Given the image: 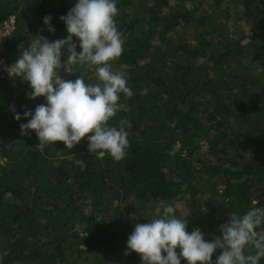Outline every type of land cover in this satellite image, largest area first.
I'll list each match as a JSON object with an SVG mask.
<instances>
[{"label":"trees","instance_id":"16d2710c","mask_svg":"<svg viewBox=\"0 0 264 264\" xmlns=\"http://www.w3.org/2000/svg\"><path fill=\"white\" fill-rule=\"evenodd\" d=\"M76 2L0 0V21L18 19L2 46L10 65L35 36L66 38L60 17ZM117 7L125 43L113 71L127 73L133 96L121 94L109 123L132 125L124 160L90 154L87 137L70 150L62 141L39 150L35 131L21 135L20 125L46 101L28 98L29 82L0 75V264H142L135 251L126 254L127 240L136 224L158 218L161 200L207 241L233 212L264 207V0H117ZM74 71L60 75L74 81L94 68Z\"/></svg>","mask_w":264,"mask_h":264},{"label":"clouds","instance_id":"9594fccd","mask_svg":"<svg viewBox=\"0 0 264 264\" xmlns=\"http://www.w3.org/2000/svg\"><path fill=\"white\" fill-rule=\"evenodd\" d=\"M118 13L117 0H77L67 15L60 17L66 38L50 42L42 35L35 36L11 65L2 46L17 29L18 19L14 13L9 15H15L17 26L1 40V53L8 64L3 76L29 82L32 91L28 98L43 97L46 101L34 112L25 111L23 116L30 119L20 125L21 135L30 136L29 130L35 131L39 150L57 141L70 150L87 137L90 154H108L116 162L127 157L130 142L126 126L130 129L131 123L126 119H121L118 127L109 123L121 110V94L133 96L127 73L113 71L112 62L121 57L125 43L115 19ZM50 21L51 16L44 17V24L54 32ZM73 37L78 38L80 52ZM65 47L68 56L62 62ZM78 65H88L94 72H79L74 81L61 77V68L72 75ZM93 77L96 82H86ZM146 92L142 90L141 95ZM15 119L21 120V115L15 113ZM175 153L172 149L168 155L174 157ZM161 171L167 173L168 169L162 167ZM156 212L158 218L136 224L127 240L126 254L135 251L142 264H181V260L187 264H259L264 258V231H257L264 225V207H253L243 215L233 212L220 229L221 235L211 241L205 240L199 228L189 233L188 220L177 218L172 204L161 200ZM217 250L219 255L213 260Z\"/></svg>","mask_w":264,"mask_h":264},{"label":"built area","instance_id":"2783aa9c","mask_svg":"<svg viewBox=\"0 0 264 264\" xmlns=\"http://www.w3.org/2000/svg\"><path fill=\"white\" fill-rule=\"evenodd\" d=\"M17 22L15 15L9 16L7 19H5L3 22L0 23V45L1 40L6 36L7 34L11 33L14 29H16ZM6 66H8L7 61L5 57L1 53L0 48V75H5L6 72Z\"/></svg>","mask_w":264,"mask_h":264},{"label":"rangeland","instance_id":"374dc122","mask_svg":"<svg viewBox=\"0 0 264 264\" xmlns=\"http://www.w3.org/2000/svg\"><path fill=\"white\" fill-rule=\"evenodd\" d=\"M140 1V3L141 4H143L146 0H139ZM148 1V0H147ZM233 14V13H232ZM133 224V226H135V224L134 223H132Z\"/></svg>","mask_w":264,"mask_h":264}]
</instances>
